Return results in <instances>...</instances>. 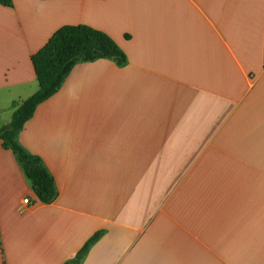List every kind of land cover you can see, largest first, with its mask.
<instances>
[{"label": "crops", "instance_id": "1", "mask_svg": "<svg viewBox=\"0 0 264 264\" xmlns=\"http://www.w3.org/2000/svg\"><path fill=\"white\" fill-rule=\"evenodd\" d=\"M77 24L127 61L79 62L19 133L53 203L0 140V264H264V0L0 5V129Z\"/></svg>", "mask_w": 264, "mask_h": 264}, {"label": "trees", "instance_id": "2", "mask_svg": "<svg viewBox=\"0 0 264 264\" xmlns=\"http://www.w3.org/2000/svg\"><path fill=\"white\" fill-rule=\"evenodd\" d=\"M0 5L12 7L13 0H0ZM99 59H112L119 65H124L127 56L108 34L89 25H65L59 28L32 56L39 90L19 104L10 124L0 129L3 147L18 157L35 195L43 204H51L56 199L58 192L55 180L43 159L29 153L19 144L17 137L34 116L37 107L61 90L79 62H94ZM95 239L96 237L78 253V259Z\"/></svg>", "mask_w": 264, "mask_h": 264}, {"label": "built area", "instance_id": "3", "mask_svg": "<svg viewBox=\"0 0 264 264\" xmlns=\"http://www.w3.org/2000/svg\"><path fill=\"white\" fill-rule=\"evenodd\" d=\"M25 203H28L29 202V200L28 199H25V201H24Z\"/></svg>", "mask_w": 264, "mask_h": 264}]
</instances>
